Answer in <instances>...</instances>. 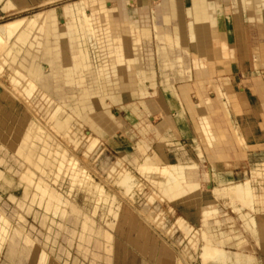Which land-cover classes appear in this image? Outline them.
<instances>
[{
	"label": "rangeland",
	"instance_id": "rangeland-1",
	"mask_svg": "<svg viewBox=\"0 0 264 264\" xmlns=\"http://www.w3.org/2000/svg\"><path fill=\"white\" fill-rule=\"evenodd\" d=\"M50 1L52 2H48L43 6L35 5L30 7L28 11L17 12L15 11V7L3 9L2 7L5 2V0H3L0 2V23L24 14L34 16L41 13L40 15H43L42 13H44V10H48V8L55 9L59 19L63 20L65 19V12H63L62 9L70 8L71 10V5H68V3L79 0ZM228 3H230L231 6H227V11H233L232 16L235 20L240 23L243 21L242 19L247 21V30L245 31L246 38L242 37L246 39L245 41L248 46L246 58L244 59L247 68L240 72L239 76L241 83L238 86L245 89V100L239 97H228L227 99V75H225L227 71H218V75L216 76L212 69L213 62H215V64H220L221 67L225 66L220 62V59L217 58L207 64L206 67H210L208 70L211 76H215L217 80L221 78L219 80L221 83L219 82L218 85L212 84L215 82L207 78L205 79L206 81L202 80L203 82H207V84L204 83L202 86H196L194 84L192 90L190 88V92L188 93V102L192 104L195 102L196 104L199 99L198 91L200 90L203 92V95L209 98V103L206 106L208 111H206L204 115H198V112H201L199 108L197 113L196 110H194V113L190 112L191 107L187 106L189 103L184 101L180 93V86H178V84H180L181 81H174V88H167V92L165 91L166 86L161 83L163 80L160 74L158 60L157 57L154 56L156 86L155 88H148L147 86L143 88H147L151 94L145 96L132 95L129 89H124L122 92V99L118 103L111 104V101L107 98L104 103L105 108L97 106L99 111L95 110L96 108H90L76 118L82 120L86 115L92 117L103 112L102 114H104L110 125L105 129L99 126L96 127L95 135L100 140V143L89 154L84 152L82 147L83 144L73 149L74 146L72 143H66L65 140L59 138L61 144L58 147V151L68 152L70 157L58 161V173L56 177L53 178L55 180L53 185L58 187L62 183L61 186H59L60 192L62 193L60 200L67 198L64 208L67 214L64 218H60L55 214L53 215L51 211H44L41 206L33 202L35 198L34 194L36 195L38 192V182L36 178L31 177L32 180H28V182L26 179L22 181V185L30 189L34 198L26 200L24 195H22L23 189L18 185L19 173L23 170L24 173H30V171L34 170L32 166L29 167L27 165L23 168V166L13 158V146L4 142L3 137L12 134L11 137L15 136L17 138L22 130L25 131L29 122L35 120L37 114L33 112L34 109L30 106V103L20 97L21 95L18 93V90L10 81L11 71H9L7 66H3V70L0 73V216L7 220H5L7 224L5 223V225L3 222H0V225L4 226V230L2 229V231L0 227V245L5 241L9 242L10 245L8 246L6 243L2 251L0 250V264H38V256L36 254L27 257L21 253L22 248L25 247L24 241L22 240V236L25 234L37 245L39 252L44 250L57 264H162V259L166 257L175 261V264H204L201 255H199V250L202 251L204 246L208 247L209 244L207 243L211 241L208 240V242H203L202 240L204 234H202L203 230L201 231L200 229L204 227L202 228L201 226L203 223L201 221L202 217L199 216L198 212L209 207H215L217 209V213L208 218L211 227L216 228L218 231L228 232L231 235L240 234V237L244 239V243L240 249L244 253L251 254L255 257L256 254L258 255V252H261V248L256 245L253 236L244 228L243 221L239 218V214L233 210V208H240L241 206L236 204L232 208L228 203L229 199L226 197H214L207 187V185L214 186L217 183L216 176L221 179L225 178L230 182H237L249 178L254 192L261 195V198L264 200V134L262 137L260 136L259 141L254 140L252 135H243L240 132L239 125L234 117H232L234 113L232 109L237 106L235 105L237 102L239 103L238 105H242L243 112H248L250 110V103L254 100V106L257 105L254 109L257 112H261V116H259L260 119L258 120L262 121L260 126L264 129V61L262 62L263 64L260 65L259 61L255 59V57L264 59V6L261 0H241L238 1L236 5L233 0H229ZM129 9L131 10L132 7ZM59 10L60 12H58ZM86 11V13H90L88 8H86ZM85 40L89 42L88 38H85ZM151 40H149V44L146 43L143 47L144 56H147L146 54L149 50H155L156 40L155 38ZM238 41H240V39H238ZM74 42L75 40L72 38V43ZM147 44L149 47H147ZM9 45L10 43H8L6 47L4 46V48H6H3L5 52L9 48ZM239 45L242 46V51H244L243 43L241 44L239 42ZM90 48L91 47L88 48V51L91 50ZM4 51L1 50L2 54L5 53ZM91 55L92 57L94 56L93 53H91ZM181 55L184 57V61L187 60L188 62L189 58L190 61L193 60V57L191 58L192 54ZM239 55L241 56L242 53ZM234 57L235 62H237L238 55ZM232 58L233 57L229 56L228 60L233 62ZM2 62V59H0V65ZM251 62H254L256 68L252 69L250 65ZM190 65L188 64V66ZM235 66L236 64H234V67ZM16 73L24 74L17 69ZM195 74L196 72L193 71L191 83L197 81L194 78ZM170 77L174 78V75L171 74ZM236 87L234 88L237 91ZM215 88L221 89L225 95L220 97L218 89L215 91ZM172 89H174V92L177 90L175 94L178 95L181 101L182 109H187L186 116L189 125L193 129V132H195V139L190 140V143L179 139L178 135L170 139V141L162 142L156 138L154 132L150 131L143 134L137 126L139 122L142 121L144 124H152V126L156 125L160 120V122L164 121L160 115L145 110L141 101L151 100L157 103V100L159 101L162 94H173ZM237 95L238 94H236V96ZM100 98H104V96H100ZM230 99H232L231 102L227 101ZM233 99L236 101L233 102ZM246 99L248 100L247 105L245 104ZM87 104L89 106H94L95 101L93 99L88 100ZM132 104H135L138 108L137 112H132V109L129 107ZM183 110L180 111L183 112ZM184 113L185 112L182 114L183 116H185ZM15 115L16 117H14ZM172 117L174 116L172 115ZM201 122L203 124L205 123L210 135L213 136L214 145H203L198 128ZM248 122L249 126L254 128L252 126L254 119H248ZM80 128L83 134L89 130L86 125ZM252 128L251 130L253 131ZM172 130L176 133L177 127L174 122L172 125L168 126L166 134H172ZM143 137L151 139L152 144L162 143L161 145L165 151L159 148L151 151L156 153L158 164L177 162L178 160L183 162L194 160L197 163L196 172L200 183L199 188L183 200L168 201L167 199H163L160 195L159 188L155 189L150 182L151 179L159 180L162 176L156 172L141 173L135 168L137 164L144 161L148 154L151 153L145 151L142 156L136 154V144ZM198 145L200 146L202 158L197 156L196 148L199 147ZM147 147L148 146H146V148ZM72 156L75 157L78 166L85 169L95 183L101 184L100 187L103 189L102 195L93 188L90 191V188L87 189V186H77L72 189L78 168L76 165L72 167ZM121 167H124L123 169L127 170L132 177L134 176L133 180L136 185L132 187V192L130 194H124L123 188L115 181L119 175L118 172L122 170ZM63 170H66V175L62 182ZM256 171H259L260 174H255ZM204 173H206V177ZM2 174H5L8 178H12L15 184L11 187L3 186ZM69 177L72 179L71 183L68 182ZM89 180L91 179H86L85 185ZM70 184L72 185L70 186ZM69 187L73 193L70 191ZM155 190L158 191L155 192ZM84 191L87 193H84ZM94 191L98 194H95ZM66 193H70V195L68 196ZM10 195H14L18 207L15 200L10 199ZM92 195L95 196L92 197ZM150 196L153 197L152 200H149ZM24 202L26 204L25 211L20 209V205H24ZM94 208L95 210L97 209V214L96 212L93 214ZM110 208L113 209V212H117V214L110 212ZM242 211L247 210L244 209ZM45 212L47 213V215L45 214L46 216L43 215ZM253 215L264 225V216L259 213ZM42 217L44 221L41 222ZM215 219L219 220V223H214ZM106 221H108L109 224L117 222L120 230V233L112 230L114 240L112 243V251L109 255L100 247L104 242L100 234L98 236L96 233H92L91 237L86 238L85 241L79 240L86 223L89 222L93 224L94 229L97 230L106 228ZM134 223H137L142 228H146V234L139 238L141 243L145 241L147 243V250L145 252H141L135 247L127 244L123 237V234L128 232V224ZM91 226H87L88 228L86 229L90 230ZM191 227L195 232L201 231V236L199 234V237L200 241L203 243L202 246L199 244V240V242L193 240V243L191 240V247L188 245V228ZM135 233L136 232L132 231V236H135ZM85 235L90 236L87 233ZM113 237L111 235V240ZM96 240L100 241L99 247L95 246ZM108 243L111 245V242ZM110 245L106 246V248H109ZM232 248L233 251L237 250L235 246L227 247L229 250H232ZM8 255L12 258L7 259L6 256ZM255 261L257 263V260Z\"/></svg>",
	"mask_w": 264,
	"mask_h": 264
},
{
	"label": "bare ground",
	"instance_id": "bare-ground-1",
	"mask_svg": "<svg viewBox=\"0 0 264 264\" xmlns=\"http://www.w3.org/2000/svg\"><path fill=\"white\" fill-rule=\"evenodd\" d=\"M2 1L0 0V2ZM107 1L109 2L106 3ZM48 2L52 1L5 0L2 8L8 9L15 7V11L23 12L25 10L28 11L30 7L35 5L43 6ZM53 2L55 1L53 0ZM261 2L263 3V0ZM68 5H71V10L70 8L62 9L65 12V19L63 20L59 19L55 9L48 8V10H44L43 15H40L41 13L34 16L24 14L0 23V55H2L0 59L3 61L0 65V73L3 70V66L8 67L9 71H11L10 81L12 85L18 90V93L21 95L20 97L30 103V106L34 109L33 112L37 114L34 121H28L27 128L25 131L22 130L20 134L18 133L17 138L15 136L11 137L12 134H8V136L5 135L3 137V140L13 146V157L23 168L26 165L33 167L34 171H30V173H24V170L19 173L18 185L23 189L22 195H24V198L29 200V198L33 199L35 197L33 201L35 204L41 206L44 211L53 212V215L55 214L60 218H64L67 214L66 209H64L67 198L60 200L62 193L60 192L59 186L62 183L58 187L53 185L55 183L53 178L58 173V161L70 157L68 152L58 151V147L61 144L59 138L65 140L66 143H72L74 146L73 149L83 144L84 152L89 154L100 143V140L95 135L96 127L99 126L105 129L110 125L104 114H102L103 112L92 117L86 115L82 120L76 118L90 108H96L95 110H98L97 106L105 108L104 103L107 98L111 101V104L118 103L122 99L124 89H129L130 92L132 91L135 86L134 81H137L138 89L146 86L148 88H155L154 56L158 60L159 70L163 80L161 83L167 84L166 89L169 88V83L172 84L176 80L184 81L187 79L188 76H186L185 69L188 64L181 55L182 42L179 34L181 27L184 26L182 22L184 20L186 21L184 23L187 24L185 28L190 32L192 42L197 41L199 36L196 28L198 20H200L204 29L200 32V35H205L208 32L207 27L211 25L210 19L207 17L209 16L208 11L210 9L205 5V0H189V5L192 6V9L188 11L182 9V5L179 4L178 0H92V2L90 0H79L69 2ZM130 7H132L131 10L129 9ZM141 7L147 8V15L141 12ZM86 8L89 9L90 13H86ZM92 9L96 15L100 14L104 24V30L106 29L103 48L99 47L95 36ZM133 9H137L138 15L136 17L132 16ZM186 12H188V17L184 18L183 16ZM72 22L75 30L74 40L77 44V51L80 54L81 64L79 74L74 77L73 81L71 80V85H68V83L59 81L58 79L56 64L58 56H56V49L59 48L62 51V58L64 56L68 57L65 60L62 59L63 63L67 66L65 68H68L71 74L76 73L74 72L76 70L72 71V66L67 64L70 60L72 61ZM85 38H88L89 42ZM152 38L156 40L155 50H149L146 54L147 56H144L143 47ZM8 43L10 45L5 52L4 49L6 48L4 46H8ZM89 47H91V50L88 51ZM1 50L5 53L3 52L4 54H2ZM91 53H93L94 57L100 56L101 64H99L97 69L93 66ZM189 53L193 55H191V58L193 57L195 70L200 74L207 75L206 65L212 61L207 56L199 55L195 50ZM16 69L24 74H17ZM171 74L174 75V78L170 77ZM147 91L149 90L147 89ZM100 96H104V98H100ZM91 99L95 101L94 106L87 104V101ZM161 117L164 121L160 127L163 129L166 124L164 113ZM84 125L89 130L83 134L80 127ZM139 126L140 132L145 134L149 130L150 124H144L142 121L139 122ZM143 138L147 144L148 138ZM138 151H140L138 156H142L145 152L143 149L137 147L136 154H138ZM71 160L72 167L75 165L78 166L74 156H72ZM123 168L121 167L122 170L118 172L119 175L115 181L123 188L124 194H130L132 187L136 185L133 180L134 176L132 177ZM135 168L141 173L156 172L160 174L162 176L161 179H151L150 182L155 189L159 188L160 195L168 201H176L175 197L171 196L174 192L178 194L179 191L185 189L186 192L193 193L197 190L196 182L194 181H196L195 178L198 176L196 172L197 166L194 164V160L185 162L178 160L177 162L158 164L156 153L151 152ZM63 171L62 182L66 175V170ZM75 175V183L72 189L77 186H87V189L90 188V191L93 188L102 195L103 189L100 187L101 184L95 183L85 169L78 166ZM31 177L36 178L38 182V192L36 195L34 194V197L30 189L22 185L23 179H26L28 182V180H32ZM87 178L91 180L85 185ZM188 179H191V182L187 181ZM71 180L69 177L68 182L71 183ZM208 189L214 197H226L229 199L228 203L232 208L236 204L241 205L242 201H245L247 198V192L241 186H229L227 189H223L217 182L214 186H209ZM84 193L87 192L84 191ZM94 193L96 194L97 192L94 191ZM66 194L68 196L70 195V193ZM151 196L149 200L153 199ZM12 198L15 200L14 196ZM25 202L24 205H20V209L24 211L26 206ZM95 208L93 214L97 210ZM238 209L240 208H233L243 221L244 228L249 231L256 242L251 220ZM110 212H113V209L110 208ZM113 213L117 214V212ZM45 214L47 215L46 212L43 215L46 216ZM42 221H44L43 217L41 219ZM87 226H91L90 230L86 229L88 228ZM202 226L204 227L203 223ZM86 233L90 235L89 237H91L92 233H96L93 224L89 222L85 224L82 235L81 237L79 236L80 241H84L86 237L88 238L85 235ZM145 234L144 232L143 235ZM202 234H204L202 237L203 242L211 241V244L207 243L209 244L208 247L204 246L202 251L199 250V255H201L204 264H242L241 260L246 259V256L240 252L241 249L234 251L233 248L232 250L227 249L230 246H237L234 234L230 237L228 232L220 231L212 236L205 227L203 228ZM105 238L106 246L110 245L108 242H111V234L106 233ZM198 238H200L199 235L194 234L191 237L192 243L193 240L199 242ZM199 244L202 246V241Z\"/></svg>",
	"mask_w": 264,
	"mask_h": 264
},
{
	"label": "crops",
	"instance_id": "crops-1",
	"mask_svg": "<svg viewBox=\"0 0 264 264\" xmlns=\"http://www.w3.org/2000/svg\"><path fill=\"white\" fill-rule=\"evenodd\" d=\"M90 1L92 2V0H90ZM93 1H95V0H93ZM178 1H179V4L182 5V9L184 11H188V10L192 9V6L189 5V0H187V1L186 0H178ZM228 1L229 0H205V5L208 6V8L210 9L208 11L209 16H207V17L210 19L211 25H209L207 27L208 32H206L205 35L204 34L200 35V32H202L204 29L202 27L200 20L197 21L196 28L198 30L199 36L197 38V41H195V42H192V39L190 37V32L187 28H185V26L187 24H184V23H186V21L184 20L182 22L184 26L181 27L180 33H179L180 39L182 42V52L181 53L182 54L183 53L184 54H191L189 52H191L192 50H195L199 55L207 56L211 61L219 58L220 62H222L225 66L221 67L220 64H215V62H213L212 69H213L214 75H216V76L218 75L217 74L218 71H220V72L224 71V70L227 71V74H225V75H227V99H228V97H233V98L239 97L242 100H245V98H246L245 97L246 96L245 89L242 87H238V86L241 83V79H240L239 74L241 71H243L244 69L247 68L246 62L244 61V59L246 58L248 46H247V42L245 41L246 39L242 38V37L246 38V32L245 31L247 30L246 29L247 28V24H246L247 21L245 19H242L243 21L240 23L239 21L235 20V18L232 16L233 11H229V12L227 11V6L230 5V3H228ZM238 1H241V0H233L235 5L237 4ZM108 2L109 1H107L106 3H108ZM263 6H264V0H263ZM132 11H133L132 16L136 17V15H138L137 9H133ZM91 12L93 14L92 16H93L95 36H96L99 47L103 48L104 42H105V30L106 29L104 30V24H103L102 17L100 16V14L96 15L95 11L93 9ZM141 12L144 13L145 15H147V13H148L147 8L141 7ZM183 17L187 18L188 12L184 13ZM132 23H133V21H132ZM73 26L74 25L72 22V38H74V36H75L74 35L75 30H74ZM107 28L109 29V27H107ZM243 29H245V30H243ZM110 31H111V28H110ZM244 33H245V35H244ZM238 39H240V41H238ZM239 42L241 44L243 43L244 51H242L243 48H242V46L239 45ZM76 45L77 44L75 42L72 43V61L70 60L67 63V64H70L72 66V71L76 70V71H74V72H76L74 74L73 73L71 74L69 72L68 68H65L66 64L63 63V60L67 59L68 57L64 56V58H62V51L59 48L56 49V56H58V58L56 59L58 79H59V81L68 83V85H71V80L73 81L74 77H76V75L79 74L78 72H80L81 58L79 56L80 55L79 51H77ZM204 45H206V46H204ZM241 53H242V55L240 56L239 54H241ZM235 55H238L237 62H235V57H234ZM229 56L233 57L232 58L233 62H230L228 60ZM255 59H256V61L257 60L259 61L260 65L263 64L262 62L264 61V59H260L258 57H255ZM255 59H254V62H255ZM185 62L189 65L191 64L190 65L191 67L187 66L185 71H186V76H188V77L184 81H181V83L178 84V86H180L179 87L180 93H181L184 101L186 103H189L188 102V100H189L188 99V93L190 92L189 89L191 88V90H192V86L194 84L196 86H202V84H204V83L207 84V82H203V81H206L205 79L209 78L208 80H212L215 82L212 84L218 85L220 82L219 80L221 78H218V80H217V78L215 76H211L210 72L208 70L210 68L209 66L206 67L207 75H203V74L198 73L197 70H195L193 60L190 62V58H189L188 62H187V60ZM220 62H218V63H220ZM254 62L250 63V65L252 66V69L256 68V66L254 65ZM92 63H93V66L97 69L99 64H101L100 56H95V57L93 56L92 57ZM233 63L236 64L235 67H234ZM253 65H254V67H253ZM74 67H75V69H74ZM193 71L196 72V74L194 75V78L197 81L194 83H191L190 81L193 79ZM136 82L135 81L133 82L135 85L131 91L132 94L134 93L133 95L145 96L147 94H151V92L147 91L146 88L145 89H143V88L138 89V84ZM163 84H164V86H167V84H165V83H163ZM168 85H169L168 86L169 88H174V86H175L174 82L172 84L169 83ZM234 87H236L237 91L235 90ZM216 89H218V88H215V91H216ZM167 90L168 89H166L165 91L167 92ZM172 91H173V94H171V95L168 93H166V94L164 93V95L162 94L163 99L161 97L159 99V101L157 100V103L154 101H151V100L141 101L143 108L145 110H147L148 112H154V114H156V115H160V114L162 115L164 113L165 121L167 124V125L165 124L164 128L162 129L160 127V125L163 122H160L161 121L160 120L154 126H152V124H150L149 130L147 132H150V131L154 132L156 138L162 142L163 141H170V139H172L173 137L178 135L179 139L187 141L190 143L191 142L190 140L195 139V137H194L195 132H193V129L189 125V121H188V118L186 116V113H187L186 110L187 109H184V110L182 109L181 101L178 98V95L175 94L177 90L174 92V89H172ZM218 92L220 93V95H219L220 97L225 95L221 91V89H218ZM236 94H238V95L236 96ZM198 96H199V100L201 101V102L199 100L197 101L198 105H197V103L195 104V102H194L193 104L189 103L190 105H187V106L191 107L190 109H191V112H193V113H194V110H196V113H197L198 108H199L201 110V112H200L201 114L199 112H198V114L204 115L205 112L208 111V108L206 106L209 103V98H206L203 95V92H201L200 90L198 91ZM190 98H191V95H190ZM231 100L232 99L227 100V101L231 102ZM235 101L236 100L233 99V102H235ZM253 101L254 100H252V102L250 103V110L248 112L247 111L243 112L242 111V105H238L239 103L237 102V104H235L237 106L234 109H232L234 112L232 117H234L235 121L239 125L240 132L243 135H246V134L252 135L254 140L259 141L260 136L262 137L264 134V129L261 128V126H260L262 121L258 120V119H260L259 116H261V112H257L254 109V107L256 108L257 105L254 106L255 103H253ZM172 103H174V104H172ZM245 104L246 105L248 104L247 99H246ZM194 105L196 106V108ZM229 105L231 107L230 103H229ZM129 107L132 109V112H137L138 108L135 106V104H132ZM243 108H244V106H243ZM180 110L181 111L183 110V112H185L184 113L185 116L182 115L183 112H181ZM172 115L174 117H172ZM230 117H231V115H230ZM252 118L254 119V123L252 125L254 128L250 127L248 124L249 123L248 119H252ZM171 121H172V123L174 122L175 126L177 127L176 133L172 130V134H166L168 126L172 125ZM137 126H138V128H140L139 124ZM198 128H199V132L201 134L203 145L204 146L214 145L215 143H214L213 136L210 135V132L207 129L205 123L203 124L201 122L199 124ZM251 128L253 129V131L251 130ZM258 130H259V132H258ZM243 135H242V137H243ZM161 144L160 143L152 144V141L149 138H148V143L146 144L144 138H142L139 142H137L136 147H139V149H143L144 151L151 152L154 149L157 150L158 148L160 150H162L163 147ZM146 146H148V147L146 148ZM196 149H197V156L199 158H202L200 146ZM136 151H137V148H136ZM163 151H165V150L163 149ZM139 154H140V151H138L137 155H139ZM194 164L197 166V163L195 161H194ZM188 165H189V163H188ZM263 170H264V168H263ZM256 173L260 174L259 171H256L255 174ZM204 176L206 177V173H204ZM1 177L3 178V186L11 187L12 184L15 183L12 178H8L7 176H5V174H2ZM195 179H196V181H194V182H196V188L198 189L200 183H199L198 177H196ZM190 180L191 179H188L187 181L191 182ZM217 182L223 189H227L229 186H232V187L241 186L242 188H244L243 190H245V192H247L246 193L247 198L245 200L247 202L242 201L239 211L242 214L248 216L249 219L251 220V225H252L253 231L255 233V238H256V243H257L256 245L261 248V252H258V255L256 254V256L254 257L253 255L248 254V253H244L241 250L240 252L242 253V255L246 256V259L241 260V262H242V264H264V225L261 224V222L258 219H256V217L253 215V213L254 214L259 213L262 216H264V200L261 198V195H258L254 192V189L251 186V180L249 178H245V179L237 181V182H230V181L226 180L225 178L221 179V178L217 177ZM248 182H249V185H248ZM209 186L210 185H207L208 188H209ZM178 194H180V195H178ZM178 194L176 192H174L173 195H171V196L175 197L176 200L177 199L183 200V199H186V197H188V195L191 193L186 192V190L183 189V190L179 191ZM13 196L14 195H10V199L14 200L12 198ZM15 203H16V199H15ZM16 205H17V203H16ZM245 205H246V207H244ZM17 207H18V205H17ZM243 208L245 210H247L248 208H250V209H248L247 211H242V210H244ZM198 213H199V216L202 217L201 221L203 222L205 229L209 233H211L212 236L215 235L217 232H220L216 228L211 227L210 223L207 221L209 217H211L217 213V209L215 207L205 208V209L199 211ZM5 220L6 219L4 217L0 216V222H3V224H5V223L7 224V222H5ZM214 223H216V224L219 223V220L215 219ZM105 225H106V228L96 230V234L98 236H99V234L102 238L104 236V242H103L104 244L102 243L100 246V243H99L100 241L96 240L95 246L102 247V249L105 252H107L109 255L112 251V243L114 240L112 230H116L117 232H120V230H119V226L117 223L109 224L108 221H106ZM0 227H1V231H2L4 226L0 225ZM202 228H203V226H202ZM145 229L146 228H142L137 223L128 224V232L123 234V237H124L126 243L131 245L132 247H135L136 249H138L141 252H145L147 250L146 241L143 243H141L139 241V238L143 235V233L145 232ZM99 230H100V232H99ZM200 230L202 231L203 229H200ZM1 231H0V233H1ZM132 231L136 232L135 236H132V234H131ZM193 231H194V229L192 227L188 228V236H187L188 242L187 243L190 247H191V244H190L191 243V237H193L195 233H196V235L200 234V236H201V231H196V232L195 231L193 232ZM105 232L111 233V235L113 237L111 240V245L109 248H106V238H105L106 233ZM234 235H235L234 236L235 240L237 242L236 247H237V249H240V247L244 243V239L240 237V234H234ZM231 236L232 235L230 234V237ZM86 238L84 239V241L86 240ZM88 238H89V236H88ZM198 239L200 241V238H198ZM22 240L24 241L25 247L22 248L21 253H23L25 256L30 257V256H33L34 254H36L38 256V264H57L54 262L53 259H51V257L44 250L39 252L37 245L34 244L32 240H30L29 236H27L26 234L23 235ZM6 243L8 244V246L10 245L9 242L5 241L2 245H0L1 251L4 248V245ZM8 246H7V249H8ZM6 258L10 259L12 257L8 255V256H6ZM255 260H257V263ZM162 264H175V261L166 257V258L162 259Z\"/></svg>",
	"mask_w": 264,
	"mask_h": 264
}]
</instances>
